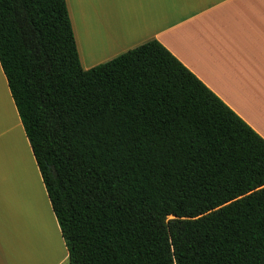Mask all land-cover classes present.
I'll return each instance as SVG.
<instances>
[{"label":"trees","instance_id":"trees-1","mask_svg":"<svg viewBox=\"0 0 264 264\" xmlns=\"http://www.w3.org/2000/svg\"><path fill=\"white\" fill-rule=\"evenodd\" d=\"M0 67L68 264H264V140L158 42L84 71L65 0H0Z\"/></svg>","mask_w":264,"mask_h":264},{"label":"crops","instance_id":"crops-1","mask_svg":"<svg viewBox=\"0 0 264 264\" xmlns=\"http://www.w3.org/2000/svg\"><path fill=\"white\" fill-rule=\"evenodd\" d=\"M65 2L84 71L156 41L264 140V0ZM0 78L5 88L0 93V144L8 153L7 164L0 157V168L9 176L2 185L13 191L7 194L14 202H23L14 212L20 211L22 236L29 244L17 247L20 234L0 235V264H68L67 249L1 67ZM20 172L23 176L18 179ZM24 201L32 204V211H26ZM37 218L43 226L36 225ZM49 219L53 233L47 229ZM25 230L52 235V250H47L42 236L29 237Z\"/></svg>","mask_w":264,"mask_h":264},{"label":"rangeland","instance_id":"rangeland-1","mask_svg":"<svg viewBox=\"0 0 264 264\" xmlns=\"http://www.w3.org/2000/svg\"><path fill=\"white\" fill-rule=\"evenodd\" d=\"M1 82L2 81L0 78V93L5 92V88H3L4 86H2L3 84H1ZM3 99H5L6 102H8V99H6V98H3ZM18 129H19V127H18ZM18 131H19L18 133L21 135L20 129ZM21 137H22V135H21ZM3 144H4L3 142L0 144V151H1V153H3V154H0V157H1V162L4 161V163L7 164L8 153H6V151L2 148ZM32 167H33V164H32ZM33 170H34V167H33ZM21 176H23V173L20 172L18 179ZM5 177H9V176L6 175L5 173H2V170L0 168V235L10 236L12 234H15V235L20 234L19 243H16V244H17V247L23 248L24 246H28L29 244H28V240L25 239L27 236L26 235H25V237L22 236V226H21L22 224H21V219H20V211L17 210V213L14 212L15 208H18V209L21 208V205H23V202H21L20 200H16L14 202V200H12L10 198V195L7 194L8 189H7L6 185H2ZM8 191L12 192V194H13V191L11 189H9ZM24 204H25L26 211H28V210L32 211V209H33L32 204H29L28 201H24ZM48 215L51 218L50 213ZM34 218H35V216H34ZM49 221H51L50 222L51 226H48V224H47V229L50 230L51 233H53V231L55 229L54 223H53L52 219H49ZM36 225L41 227V226H43V223L38 219ZM24 232H25V234H28L29 237H32L33 233H34V235H37L38 237L42 236L43 237V243L47 247V250L52 248L51 244L49 245V240H50L52 235L49 234L48 236L45 237L44 231H43V234L39 231H34V230H25ZM55 233H56V231H55ZM49 236H50V238H49ZM55 236H56V234H55ZM5 239L7 240V238H5ZM53 241L55 243V237H54ZM5 243L7 244V242H5ZM23 244H25V245H23ZM54 255H56V254H54Z\"/></svg>","mask_w":264,"mask_h":264},{"label":"bare ground","instance_id":"bare-ground-1","mask_svg":"<svg viewBox=\"0 0 264 264\" xmlns=\"http://www.w3.org/2000/svg\"><path fill=\"white\" fill-rule=\"evenodd\" d=\"M1 84H2V82H1ZM2 86H3V85H2ZM2 86H1V87H2ZM3 88H4V87H3ZM1 89H2V88H1ZM1 93L4 94L3 92H1ZM5 96H6V95H5ZM4 98H5V97H4ZM7 99H8V98H7ZM3 105H4V104H3ZM6 105H7V104H6ZM2 107H4V106H2ZM9 108H10V107H9ZM6 110H7V109H6ZM9 114H10V113H9ZM11 115H12V114H11ZM10 119H11V118H10ZM3 121H4V120H3ZM14 122H15V121H14ZM15 125H16V124H15ZM9 126H10V125H9ZM15 127H16V126H15ZM17 128H18V127H17ZM11 130H12V129H11ZM15 130H16V128H15ZM19 136H20V135H19ZM1 137H2V136H1ZM13 137H14V136H13ZM16 138H17V137H16ZM22 139H23V138H22ZM22 139H21V140H22ZM8 145H9V144H8Z\"/></svg>","mask_w":264,"mask_h":264}]
</instances>
